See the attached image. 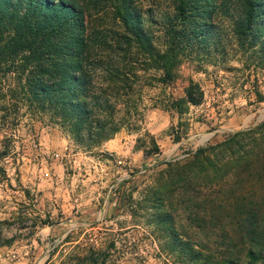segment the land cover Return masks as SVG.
<instances>
[{
	"label": "rangeland",
	"instance_id": "1",
	"mask_svg": "<svg viewBox=\"0 0 264 264\" xmlns=\"http://www.w3.org/2000/svg\"><path fill=\"white\" fill-rule=\"evenodd\" d=\"M128 1L163 49L159 23L175 14L173 0ZM116 3L95 2L87 31H121ZM205 20L222 37L179 51L166 83L160 71L142 69L135 48L136 62L120 84L91 70L88 96L109 107L93 111L105 122L101 133L108 132L101 138L97 128L70 132L22 106L7 113L0 127V150L7 146L0 156V264H247L253 244L239 221L250 201H262L264 217V144L251 156L253 174L232 170L188 183L173 175L183 164L197 171L198 148L264 120V52L236 37L221 12ZM13 82L9 74L0 78L4 89ZM189 84L201 91L198 104L184 101ZM172 100L181 101L180 114Z\"/></svg>",
	"mask_w": 264,
	"mask_h": 264
},
{
	"label": "trees",
	"instance_id": "2",
	"mask_svg": "<svg viewBox=\"0 0 264 264\" xmlns=\"http://www.w3.org/2000/svg\"><path fill=\"white\" fill-rule=\"evenodd\" d=\"M113 1L117 2L113 5V19L120 23L121 31L88 32L86 18L91 9L98 8L94 6H100L94 5L99 0H0V78L9 74L15 80L6 89L0 83V127L8 122L7 113L15 115L22 106L32 112L48 113L70 132L91 130L90 135L97 134L92 131L94 127L103 137L108 133H101L105 122L96 120L93 111L97 107L104 112L109 107L105 99L100 102L88 96L93 88L91 70L101 68L109 80L120 84L128 79L130 67L136 62L131 53L135 48V55L142 56V69L153 67L160 71L159 82L166 83L172 78L179 51L195 45L207 48L222 37L215 23L205 20L214 11L231 19L236 37L264 52V0H173L175 14L159 23L163 49L152 44L153 35L142 27L136 6L128 0ZM184 96L185 103L198 104L201 91L196 84H189ZM180 103L170 101L177 114L181 113L176 109H181ZM263 144L264 120L198 148L197 171L183 164L173 173L174 178L188 183L198 176L221 178L232 170L253 174L251 156ZM6 148L0 150V156L6 155ZM212 151V158L205 154ZM261 202L250 201L247 211L240 215V234L253 244L245 250L247 264L264 257ZM197 254L192 251V255ZM226 262L238 264L231 259Z\"/></svg>",
	"mask_w": 264,
	"mask_h": 264
}]
</instances>
